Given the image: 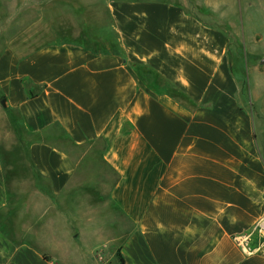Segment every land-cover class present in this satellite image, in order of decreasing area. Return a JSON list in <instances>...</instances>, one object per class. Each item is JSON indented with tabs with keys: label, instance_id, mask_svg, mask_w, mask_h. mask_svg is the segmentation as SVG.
<instances>
[{
	"label": "crops",
	"instance_id": "1",
	"mask_svg": "<svg viewBox=\"0 0 264 264\" xmlns=\"http://www.w3.org/2000/svg\"><path fill=\"white\" fill-rule=\"evenodd\" d=\"M61 1L114 47L0 55V264H264V0L241 49L196 0H45L54 35Z\"/></svg>",
	"mask_w": 264,
	"mask_h": 264
},
{
	"label": "rangeland",
	"instance_id": "2",
	"mask_svg": "<svg viewBox=\"0 0 264 264\" xmlns=\"http://www.w3.org/2000/svg\"><path fill=\"white\" fill-rule=\"evenodd\" d=\"M196 1L197 2L195 3H191V5L200 10L202 8V10H205L209 14L219 15V17L209 19V21H216L217 25L222 27L224 30L233 31L239 34L238 41L235 45L241 49L242 44L240 42V32L243 27V20L238 18L240 13H238L237 8L235 11V9H233V4H228V2L225 3L226 0ZM209 4L214 6L212 9L213 11L210 10L211 7L210 9L207 7ZM47 5H49V3L45 2V0H0V55L9 48L14 49V51L19 55H26L31 52L33 48L43 45L49 41L53 42L56 40L64 41L76 39L97 50L114 47L112 43H102L97 37L94 39L93 37L86 35L75 36L73 33L74 28L71 8L70 11L67 12L66 3L63 1L58 2L57 34L54 35L53 28L50 32L51 29L48 12H46ZM228 5H230L231 12L226 11ZM241 5L249 17L251 14L250 12L256 10L258 4L243 2ZM228 13H230V15H237V17L231 18ZM245 21L249 23L250 27H257L258 20L256 17L247 18ZM257 46L256 42L252 41L250 51L257 50ZM252 57L255 56L252 55ZM237 72L238 75L242 77V81L246 82L245 76L241 74V68H238ZM48 138L50 141L67 148L74 155H78L83 152V149L71 146L67 142V138L57 128H53L50 131ZM96 149L100 150V145H97ZM250 246L252 248L260 247L264 250V222L255 230Z\"/></svg>",
	"mask_w": 264,
	"mask_h": 264
},
{
	"label": "trees",
	"instance_id": "3",
	"mask_svg": "<svg viewBox=\"0 0 264 264\" xmlns=\"http://www.w3.org/2000/svg\"><path fill=\"white\" fill-rule=\"evenodd\" d=\"M137 70L139 72V75L141 76V78L143 79V81H149L148 83L153 86L156 89V86H158L160 84V80L157 76H155V74L153 73V71L149 70L146 67L143 66H138ZM158 90V89H157ZM170 91V90H169ZM171 94L175 95V97L181 98V99H185L179 92L177 91H170ZM67 142L71 144V142L67 139ZM118 257L121 261V263H124V259L122 258L120 251L118 252Z\"/></svg>",
	"mask_w": 264,
	"mask_h": 264
},
{
	"label": "built area",
	"instance_id": "4",
	"mask_svg": "<svg viewBox=\"0 0 264 264\" xmlns=\"http://www.w3.org/2000/svg\"><path fill=\"white\" fill-rule=\"evenodd\" d=\"M238 244L243 248L244 251H250V237L244 236L236 238Z\"/></svg>",
	"mask_w": 264,
	"mask_h": 264
}]
</instances>
